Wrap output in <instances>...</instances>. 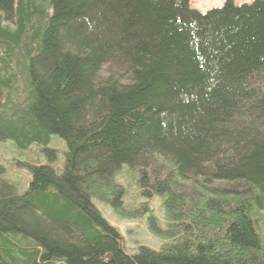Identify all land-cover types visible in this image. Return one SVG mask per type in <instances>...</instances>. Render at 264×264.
Listing matches in <instances>:
<instances>
[{
	"label": "trees",
	"instance_id": "trees-1",
	"mask_svg": "<svg viewBox=\"0 0 264 264\" xmlns=\"http://www.w3.org/2000/svg\"><path fill=\"white\" fill-rule=\"evenodd\" d=\"M54 135L60 174L0 165V264H264V0H0V142ZM125 165L166 197L158 250L94 203Z\"/></svg>",
	"mask_w": 264,
	"mask_h": 264
},
{
	"label": "rangeland",
	"instance_id": "rangeland-1",
	"mask_svg": "<svg viewBox=\"0 0 264 264\" xmlns=\"http://www.w3.org/2000/svg\"><path fill=\"white\" fill-rule=\"evenodd\" d=\"M225 0H191V7L204 14L223 5ZM253 0H235L236 5ZM49 149L53 154L48 155ZM67 152L66 142L52 136L48 146L34 144L21 150L10 140L0 142V165L4 167V180L12 184L18 193L27 190L32 180V168L51 165L61 173ZM139 171L125 165L116 177L123 188V207L115 209L108 203L95 201L103 217L123 236L127 252L135 254L140 246L158 250L171 241L164 214L165 195L145 196L139 183ZM264 215V210L262 211ZM264 233V230H263Z\"/></svg>",
	"mask_w": 264,
	"mask_h": 264
}]
</instances>
